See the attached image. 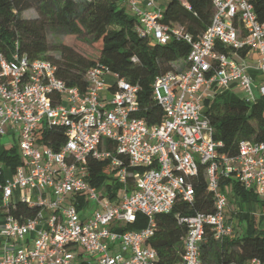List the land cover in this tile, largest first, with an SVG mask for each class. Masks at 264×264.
Masks as SVG:
<instances>
[{
  "label": "built area",
  "instance_id": "obj_1",
  "mask_svg": "<svg viewBox=\"0 0 264 264\" xmlns=\"http://www.w3.org/2000/svg\"><path fill=\"white\" fill-rule=\"evenodd\" d=\"M123 1L139 35L189 46L182 67L151 83V98L163 110L159 123L149 125L139 116L140 86L116 74L106 86L108 71L102 66L86 72L83 92L59 78L50 60L19 52L17 41L8 53L0 51V135H16L21 160L0 180V264H155L157 251L149 243L155 216L169 212L176 199L193 201L200 170L213 209L179 215L177 222L186 227L179 264H203L200 244L207 231L219 241L236 233L222 180L232 178L264 199V142L240 140L236 155L222 152L205 113V100L231 83L248 94L245 101L255 99L243 62L256 53V68L264 75V22L254 0H210V22L197 36L163 23L166 7L157 4L160 0ZM178 1L191 9L186 0ZM259 93L264 95V85ZM41 127L64 130L66 139L57 150L38 140ZM122 157L141 168L132 181ZM89 159L108 162L109 179L100 187L88 182ZM112 182L121 186L110 199ZM15 197L38 207V213L19 221L11 213ZM80 198L86 205L77 208ZM137 213L147 224L123 230Z\"/></svg>",
  "mask_w": 264,
  "mask_h": 264
},
{
  "label": "trees",
  "instance_id": "obj_2",
  "mask_svg": "<svg viewBox=\"0 0 264 264\" xmlns=\"http://www.w3.org/2000/svg\"><path fill=\"white\" fill-rule=\"evenodd\" d=\"M190 10L178 0H168L164 10L163 23L181 27L192 36L200 35L210 22L212 4L210 0H186ZM34 10L35 14L23 17L22 13ZM254 11L260 22H264V0H254ZM136 19L116 4V0H0V51L8 53L18 43V50L30 58H45L56 66V75L69 86L81 91L87 88L86 72L102 66L108 72L140 86L139 100L142 110L139 116L149 125L161 122L163 110L151 98V83L154 77L168 70L183 66L189 46L183 40L172 39L167 43L151 42L150 38L135 31ZM63 37L61 41L49 42L48 35ZM85 47L92 48L87 52ZM222 49V48H221ZM223 51L228 49L223 48ZM245 56V50L239 51ZM180 63V66H176ZM206 115L213 128V139L222 142L220 151L236 155L240 140L264 142V95L256 94L252 102L244 98L226 100L222 93L205 100ZM62 128H40L38 140L45 146L57 150L65 141ZM112 143L107 142L110 148ZM0 163L4 176L13 173L21 163L17 144H0ZM126 167V179L141 168L130 166L122 157ZM107 161L88 160V182L100 187L109 179ZM222 186L229 183L241 199L257 195L241 187L234 179L222 180ZM195 194L192 202L176 199L172 209L155 216L154 235L149 243L157 251L155 264H179L182 253L184 225L177 222L179 215H191L197 211L213 209V198L207 190L206 180L200 170L193 180ZM120 184H107L110 199H113ZM77 208L86 202L78 199ZM39 211L36 206L17 201L11 213L24 221ZM1 217V213H0ZM247 231L219 241L207 231L200 244V259L203 264H246L257 258L264 261V225L253 227L251 217L246 214ZM147 224V218L137 213L135 220L123 230L140 229ZM80 264H88L82 261Z\"/></svg>",
  "mask_w": 264,
  "mask_h": 264
},
{
  "label": "rangeland",
  "instance_id": "obj_3",
  "mask_svg": "<svg viewBox=\"0 0 264 264\" xmlns=\"http://www.w3.org/2000/svg\"><path fill=\"white\" fill-rule=\"evenodd\" d=\"M168 0H160L157 2L158 5H160L163 9L167 6ZM116 4H120L123 5L125 7V11L131 15L130 9L126 6V3L123 0H116ZM35 14L34 10H28L26 12L22 13L23 17H30L33 16ZM63 39V37H55L51 34L48 35V41L49 42H57V41H61ZM87 52H92V48H87L85 47ZM176 66H180V63H177ZM106 80V83L108 82V84H112L114 82V77L112 75V73L108 72L106 74V77L104 78V81ZM254 94H257V90L254 89ZM229 96V95H227ZM248 96V94L246 92H244V90L242 89H236L233 92V100L234 99H238V98H246ZM229 98V97H226ZM16 135H12L11 131H8L6 134L0 135V144L5 145V146H10L11 144L15 143L16 144ZM14 200L17 202L18 201V197H15ZM237 201V202H236ZM233 204L235 206V208H238L242 211V214L238 217H236V223L241 222V228L242 231H247L248 229V225L247 222L244 218V215H246V213L249 214V216L252 219V224L253 227H257L259 224V216L262 214L263 212V208L262 205H260L257 201L254 200V198L252 197H248L247 200H233ZM253 217V218H252Z\"/></svg>",
  "mask_w": 264,
  "mask_h": 264
},
{
  "label": "crops",
  "instance_id": "obj_4",
  "mask_svg": "<svg viewBox=\"0 0 264 264\" xmlns=\"http://www.w3.org/2000/svg\"><path fill=\"white\" fill-rule=\"evenodd\" d=\"M256 59H257V54L256 53H249L243 59V62L246 64L247 71H248L249 75L251 76V78L253 80V84H254L253 90L254 89L257 90V94H260L259 93V88L262 85H264V75L260 74L259 71L257 70V68H256ZM105 85L106 86H109L110 84H108V82L106 83V80H105ZM236 89H241V88L238 87L235 83H231L227 88H224V89L220 90L218 93H222L225 96V99L226 100H232L233 99V92ZM227 95H229V96H227ZM226 97H229V98H226ZM225 190L227 192V201H228L227 216L233 222V225L235 227L236 234L237 233L238 234H241L244 231H242L241 222H239V223L237 222L236 223V217L240 216L242 214V211L240 209H238V208H235V206L233 204V200L234 199L241 200V198L234 193V191L232 190V186H231L230 183L225 186ZM257 198H258V201L257 202L260 205H262V208H263V212L259 216V224H258V226L260 227V226L264 225V199L261 198V197H259V196H257ZM93 206H94V203H92L90 207H93ZM246 214H248V213H246ZM245 216L246 215H244V217ZM1 221H2V214H1V217H0V222ZM246 222H247V220H246Z\"/></svg>",
  "mask_w": 264,
  "mask_h": 264
}]
</instances>
